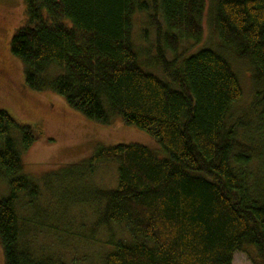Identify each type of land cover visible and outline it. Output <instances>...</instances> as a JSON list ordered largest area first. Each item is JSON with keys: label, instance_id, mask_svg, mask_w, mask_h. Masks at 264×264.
Instances as JSON below:
<instances>
[{"label": "trees", "instance_id": "16d2710c", "mask_svg": "<svg viewBox=\"0 0 264 264\" xmlns=\"http://www.w3.org/2000/svg\"><path fill=\"white\" fill-rule=\"evenodd\" d=\"M212 6L223 45L251 67L253 128L234 111L244 93L230 61L211 48L179 52L184 40L201 42L206 0H26V23L10 48L24 64L27 87L61 96L94 123L120 118L165 154L101 145L88 160L90 169L116 165V187L98 198L99 223L129 233L111 238L102 264H234L237 252L264 264V0ZM138 13L154 28L148 66L161 75L141 62L133 36ZM54 66L59 74L50 72ZM15 131L24 149L36 141L31 127L0 110V179L9 184L0 199L5 264H79L26 242L18 205L39 187L23 174Z\"/></svg>", "mask_w": 264, "mask_h": 264}, {"label": "rangeland", "instance_id": "374dc122", "mask_svg": "<svg viewBox=\"0 0 264 264\" xmlns=\"http://www.w3.org/2000/svg\"><path fill=\"white\" fill-rule=\"evenodd\" d=\"M206 3L201 42L184 40L179 52L188 55L211 48L230 61L244 93L234 111L246 114L244 118L251 119L253 128L255 96L251 67L223 45L210 22L213 0ZM26 19V0H0V110L21 125L31 127L37 137L29 149H24L20 132L12 134L23 161V174L39 187L37 196L24 194L26 198L22 196L18 205L25 220L23 235L26 242L34 239L40 250L65 261L102 264V258L110 250L111 238L126 240L129 233L125 226L99 223L104 204L98 198L102 190L116 187V165L103 163L90 169L88 160L101 145L139 144L158 153L161 159L165 154L152 136L126 126L120 118L110 126L94 123L72 110L61 96L27 87L24 64L12 55L10 48L14 33L25 25ZM133 36L144 68L161 75L157 68L148 66V55L155 53L156 36L147 14L135 15ZM56 68L51 67L50 72L59 74ZM8 194V181L0 179V199ZM0 264H5L1 243ZM234 264L251 262L245 252H237Z\"/></svg>", "mask_w": 264, "mask_h": 264}, {"label": "bare ground", "instance_id": "6f19581e", "mask_svg": "<svg viewBox=\"0 0 264 264\" xmlns=\"http://www.w3.org/2000/svg\"><path fill=\"white\" fill-rule=\"evenodd\" d=\"M16 58V57H15Z\"/></svg>", "mask_w": 264, "mask_h": 264}]
</instances>
